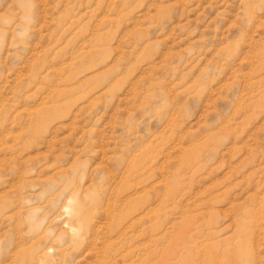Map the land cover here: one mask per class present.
Segmentation results:
<instances>
[{
    "label": "rangeland",
    "instance_id": "1",
    "mask_svg": "<svg viewBox=\"0 0 264 264\" xmlns=\"http://www.w3.org/2000/svg\"><path fill=\"white\" fill-rule=\"evenodd\" d=\"M0 264H264V0H0Z\"/></svg>",
    "mask_w": 264,
    "mask_h": 264
}]
</instances>
